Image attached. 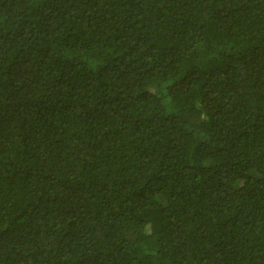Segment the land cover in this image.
Returning a JSON list of instances; mask_svg holds the SVG:
<instances>
[{"label": "trees", "instance_id": "1", "mask_svg": "<svg viewBox=\"0 0 264 264\" xmlns=\"http://www.w3.org/2000/svg\"><path fill=\"white\" fill-rule=\"evenodd\" d=\"M0 264H264V0H0Z\"/></svg>", "mask_w": 264, "mask_h": 264}]
</instances>
